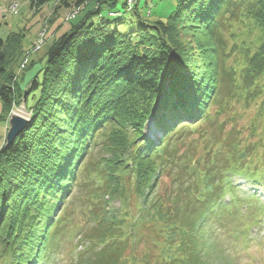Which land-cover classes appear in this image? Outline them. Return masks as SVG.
Listing matches in <instances>:
<instances>
[{
	"label": "trees",
	"instance_id": "obj_1",
	"mask_svg": "<svg viewBox=\"0 0 264 264\" xmlns=\"http://www.w3.org/2000/svg\"><path fill=\"white\" fill-rule=\"evenodd\" d=\"M53 1L29 3L36 15ZM119 1L63 0L60 5L93 8L69 30L58 27L41 79L35 76L28 89L29 96L37 92L27 107L31 121L13 143L0 147V264L54 262L61 205L87 157L104 144L111 145L109 191L122 176L131 187L127 204L86 233L89 244L80 245L86 257L80 252L79 264H211L205 253L210 227L219 224L224 230L242 205L254 211L252 222L239 229L257 225L264 214L257 195H242L225 180L237 176L264 188V156L256 158L254 145L243 148L244 141L232 134L212 138L189 162L182 161L185 154L168 152L183 133L199 132L204 122L214 126L210 114L226 77L232 93L261 94L264 102V0H175L168 18L149 23L140 18L128 33L112 27L111 21L122 17L110 16L126 10V1L122 9L101 13L103 4L114 7ZM132 6L138 16L139 6ZM92 16L99 18L92 21ZM238 19L261 33L256 51L247 56L241 85L223 63L222 33ZM183 31L194 39L182 41ZM25 37L24 31L0 36V99L9 112L19 108L25 94L13 87V65L26 54ZM149 121L155 127L151 139ZM163 174L170 175L172 185L160 192ZM131 194L140 202L134 217L128 208ZM141 228L149 231L145 237Z\"/></svg>",
	"mask_w": 264,
	"mask_h": 264
},
{
	"label": "rangeland",
	"instance_id": "obj_2",
	"mask_svg": "<svg viewBox=\"0 0 264 264\" xmlns=\"http://www.w3.org/2000/svg\"><path fill=\"white\" fill-rule=\"evenodd\" d=\"M125 1L127 2L126 10L122 9ZM62 3L63 0L50 2L35 15L30 8L29 0H0V36L6 38L12 31H24L26 35L24 39L26 54L13 65L15 71L13 87L17 89L18 95L20 92L25 93L19 108H23V117L29 121H31L32 113L28 111L27 107L34 102L37 92H32L29 96L28 89L31 86V80L38 74L40 75L46 53L55 39L54 35L62 30H69L72 22H77L81 17L86 16L88 10L93 8L88 5L81 9L74 7L66 9L65 7L61 8ZM136 3L139 6L138 16L130 10L131 5L135 7ZM176 5L175 0H151L149 4H147V0H139V2L137 0H120L114 7L103 4L101 13L107 16L110 8H113V11L114 9H122L120 14L116 15L114 13L112 15V17L118 15L122 17L119 20L111 21L112 27H117L121 32L128 33L139 26L140 18L146 20V23L160 19L165 20L174 11ZM14 7H16L17 13L11 14ZM57 7H60L56 15L59 20L55 22L53 14ZM91 18L92 21H96L99 17L92 16ZM51 19L54 23L49 22ZM59 26L62 29L57 31ZM184 32L180 33L182 41L194 39L193 36H187ZM260 35L261 33L254 28L252 22L240 21L239 19L233 20L232 24L226 27L222 33L223 43L226 45L223 60V63H225L224 68L229 71L228 76L230 74L231 78L236 80L237 85L243 83L242 75L245 71L247 56L256 51V41H259ZM29 65H33V68H30ZM39 78L41 79V75ZM253 87L254 84L252 90ZM221 91L218 103L212 108L210 114L212 120H215L214 126L212 127L211 124L204 122L199 132L183 133L182 139L174 140L168 152L178 151L181 157L185 154L182 161L189 162L197 159L202 153V149L210 143L212 138L213 140L219 136L220 138H227L228 135L233 134L234 137L244 141L243 148L247 147L248 144L257 148L256 158L258 160L264 156L263 96L257 94L247 98L245 95L239 97V95L230 91L228 77L223 80ZM249 91L251 92V90ZM236 92L241 91L236 89ZM17 108H14L13 111L15 112ZM13 111L9 112V109L0 99V147L6 141L9 119L11 114L14 113ZM220 126H222V129H219ZM154 131V123L149 121L146 131L148 139H151ZM110 148V144H104L93 149L85 164L81 167L82 172L78 175L72 194L67 198L64 205H61L59 214L62 216V224L57 228V239L53 244L56 247L52 264H79L77 262L79 253L85 250V247L83 248L80 245L86 246L88 243L84 241L86 233L96 227L98 219L103 220L107 216L111 217L110 213L117 212L125 202L131 187L130 180L127 177L122 176L120 184L114 187L112 184L109 191L110 182L106 180V175H108L110 169L107 166L111 163L110 159L112 158ZM182 161L178 160L176 162L175 171ZM86 164L87 167H85ZM90 164H92V167ZM243 179L230 176L229 179L226 178L225 180L241 185L242 187L239 188L244 193H261V191L264 193V189L252 190L248 183L250 181L246 178ZM160 181L163 183H159L160 192H164L172 185L170 175H161ZM114 182L116 183V181ZM115 189L117 191L119 189V191L117 192ZM243 191H239V193L242 194ZM129 196L128 208L132 211L134 217V215H138L140 202L135 194ZM125 203L127 204V202ZM240 210L241 212L234 216L233 220H228V225L224 230L218 228L219 224L210 227L211 237L209 242L206 243L205 253L211 264H264V220L262 221L263 226L259 228L256 226L250 232L245 233L246 231H241L244 227L239 229L238 225L252 222L250 212L253 209L250 206L242 205ZM261 216L264 218V214ZM140 231L143 232L144 237L149 233L147 229L143 228ZM239 232H242V235ZM86 240L90 241L87 238ZM92 245L96 244L92 242ZM143 245H146L145 242H143ZM83 255L85 256L86 252Z\"/></svg>",
	"mask_w": 264,
	"mask_h": 264
},
{
	"label": "water",
	"instance_id": "obj_3",
	"mask_svg": "<svg viewBox=\"0 0 264 264\" xmlns=\"http://www.w3.org/2000/svg\"><path fill=\"white\" fill-rule=\"evenodd\" d=\"M27 96V95H26ZM29 120L15 113L9 119V129L6 135V145L9 146L26 129Z\"/></svg>",
	"mask_w": 264,
	"mask_h": 264
},
{
	"label": "bare ground",
	"instance_id": "obj_4",
	"mask_svg": "<svg viewBox=\"0 0 264 264\" xmlns=\"http://www.w3.org/2000/svg\"><path fill=\"white\" fill-rule=\"evenodd\" d=\"M14 113L17 114V115H19V116H21V117H23V115H24L23 108H19V109L17 108V110H15Z\"/></svg>",
	"mask_w": 264,
	"mask_h": 264
},
{
	"label": "built area",
	"instance_id": "obj_5",
	"mask_svg": "<svg viewBox=\"0 0 264 264\" xmlns=\"http://www.w3.org/2000/svg\"><path fill=\"white\" fill-rule=\"evenodd\" d=\"M11 13H17V10H16V7H14L12 10H11ZM114 13H110V15L112 16Z\"/></svg>",
	"mask_w": 264,
	"mask_h": 264
},
{
	"label": "flooded vegetation",
	"instance_id": "obj_6",
	"mask_svg": "<svg viewBox=\"0 0 264 264\" xmlns=\"http://www.w3.org/2000/svg\"><path fill=\"white\" fill-rule=\"evenodd\" d=\"M191 125H194V124H191Z\"/></svg>",
	"mask_w": 264,
	"mask_h": 264
}]
</instances>
